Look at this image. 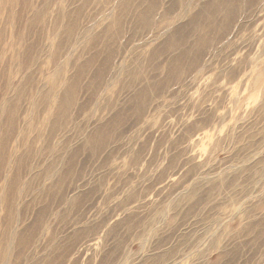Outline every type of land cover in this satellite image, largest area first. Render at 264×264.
<instances>
[{"label": "rangeland", "instance_id": "1", "mask_svg": "<svg viewBox=\"0 0 264 264\" xmlns=\"http://www.w3.org/2000/svg\"><path fill=\"white\" fill-rule=\"evenodd\" d=\"M0 264H264V0H0Z\"/></svg>", "mask_w": 264, "mask_h": 264}]
</instances>
